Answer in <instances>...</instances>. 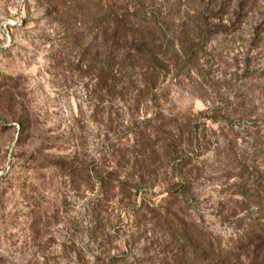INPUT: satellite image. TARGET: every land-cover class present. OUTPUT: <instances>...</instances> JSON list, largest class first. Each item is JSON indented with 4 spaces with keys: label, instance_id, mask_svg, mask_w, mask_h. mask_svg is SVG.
<instances>
[{
    "label": "rangeland",
    "instance_id": "1",
    "mask_svg": "<svg viewBox=\"0 0 264 264\" xmlns=\"http://www.w3.org/2000/svg\"><path fill=\"white\" fill-rule=\"evenodd\" d=\"M0 264H264V0H0Z\"/></svg>",
    "mask_w": 264,
    "mask_h": 264
}]
</instances>
